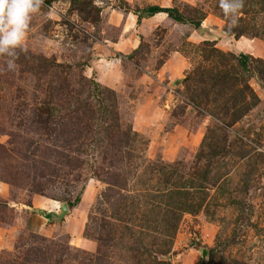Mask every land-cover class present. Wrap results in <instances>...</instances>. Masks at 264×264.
<instances>
[{
  "label": "rangeland",
  "instance_id": "rangeland-1",
  "mask_svg": "<svg viewBox=\"0 0 264 264\" xmlns=\"http://www.w3.org/2000/svg\"><path fill=\"white\" fill-rule=\"evenodd\" d=\"M228 23L44 0L0 56V264H264V0Z\"/></svg>",
  "mask_w": 264,
  "mask_h": 264
},
{
  "label": "clouds",
  "instance_id": "clouds-1",
  "mask_svg": "<svg viewBox=\"0 0 264 264\" xmlns=\"http://www.w3.org/2000/svg\"><path fill=\"white\" fill-rule=\"evenodd\" d=\"M44 0H0V56L6 57L9 71L17 69L21 52H27L26 36L32 15L38 13ZM219 7L229 20L228 30L239 21L244 0H219Z\"/></svg>",
  "mask_w": 264,
  "mask_h": 264
},
{
  "label": "trees",
  "instance_id": "trees-1",
  "mask_svg": "<svg viewBox=\"0 0 264 264\" xmlns=\"http://www.w3.org/2000/svg\"><path fill=\"white\" fill-rule=\"evenodd\" d=\"M158 11H163L166 12L167 15L180 22V23H187L192 25L194 28H197L200 24H201V20L203 19V17H198L195 20H192L190 18L184 17L181 15L180 11L176 8V7H160V6H148L143 12L145 13V16H151L154 13L158 12ZM133 14L136 15L137 17L139 16V11H133Z\"/></svg>",
  "mask_w": 264,
  "mask_h": 264
},
{
  "label": "crops",
  "instance_id": "crops-1",
  "mask_svg": "<svg viewBox=\"0 0 264 264\" xmlns=\"http://www.w3.org/2000/svg\"><path fill=\"white\" fill-rule=\"evenodd\" d=\"M156 15H158V13H156V14H154V15H152V16L144 17V18H142V19L150 20V19H153L154 17H156ZM166 18L169 19L170 21L174 22V23H178V21H176V20H174V19L168 17L167 15H166ZM153 22H154V24H157V23H159V24H163L162 20H153ZM157 25H158V24H157ZM178 25H179V24H178ZM197 29H198V28H194V32L197 31ZM194 32H190V34H191V35H194V34L196 33V32H195V33H194ZM125 38H126V40H127V39H129L130 37H129L128 35H125Z\"/></svg>",
  "mask_w": 264,
  "mask_h": 264
}]
</instances>
